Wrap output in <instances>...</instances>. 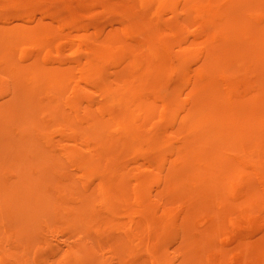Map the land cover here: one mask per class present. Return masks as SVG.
I'll return each mask as SVG.
<instances>
[{
	"label": "bare ground",
	"instance_id": "1",
	"mask_svg": "<svg viewBox=\"0 0 264 264\" xmlns=\"http://www.w3.org/2000/svg\"><path fill=\"white\" fill-rule=\"evenodd\" d=\"M77 1L80 9H86L96 0ZM112 1L140 7L134 45L115 44L119 33L106 32L101 25H94L93 30L85 22L72 25L56 8L0 6V76L13 78L11 82L0 79V264H33L25 245L49 246L52 232L59 231L64 239L57 240L62 252L54 264H79L84 256L95 264H106L107 253L118 259L131 255L130 230L148 237V254L157 257L155 263L142 259L138 264L172 263L167 255L169 240L164 235L173 229L176 220L165 226L142 218L156 210L151 202L154 195L148 188L150 181L134 183L129 171L116 169L98 182L90 171L94 159H110L121 151L129 130L128 117L134 119L137 113L146 116L151 110L152 94H148L139 99L136 111L115 113L136 83L149 84L158 70L152 47L143 36L149 31L166 35L165 23L160 17L152 20L154 14L147 8L152 0ZM177 1L170 0V5ZM213 1L217 3V14L221 11V20L215 24L214 20L207 22L194 16L202 43L190 48L195 55L205 54L203 63L208 71L195 77L187 96H176L165 103L166 110L161 114L167 115L163 128L167 136L161 137L156 152L145 160V170L158 186L155 196L163 202V217L176 213L187 221L188 207L196 204L199 209H207L213 195L225 192V182L237 169V154L255 160L264 158L261 93L224 100L211 75V69L240 65L241 58L236 64L233 61L240 39L248 47L251 65L257 66L252 60L259 58L258 52L264 54V32L243 20L242 15L263 0ZM37 12L56 20V25L36 21ZM143 19L150 21L147 26ZM240 30H245L244 35ZM113 51L122 53L131 63L119 73L116 86H111L106 76L105 58ZM176 51L177 64L185 65L184 56L189 52L180 45ZM53 60L59 63L53 66ZM183 77L186 83L191 80L189 73ZM65 110L73 120L65 127L52 128L61 132L54 140L43 129L50 128L49 117ZM62 127L66 133L60 130ZM204 137L220 146L210 157L199 147L198 140ZM179 140L181 144H175ZM139 189L146 201L142 216L138 220L122 218L127 212L122 205ZM16 230L24 233L25 239L19 257L5 246L14 243L12 234ZM261 241L264 247V236ZM200 242L192 237L184 239L183 254H190L194 248L197 252ZM127 258L118 264H130Z\"/></svg>",
	"mask_w": 264,
	"mask_h": 264
},
{
	"label": "rangeland",
	"instance_id": "2",
	"mask_svg": "<svg viewBox=\"0 0 264 264\" xmlns=\"http://www.w3.org/2000/svg\"><path fill=\"white\" fill-rule=\"evenodd\" d=\"M189 1L178 0L177 3L170 5V0H152L147 5V8L154 14L152 20L155 17H160V21L165 23L163 27L166 32L165 36L158 35L156 31H149L147 35L143 36V40L152 47V53L157 60L155 66L158 70L149 84L136 83L135 87L126 95L125 104L119 105L114 110L115 113L126 112L129 114L134 112L137 110L139 99L152 94L149 99L151 110L146 116L137 113L134 119L128 117L130 124L127 129L129 130H127L126 142L121 151L113 154L109 157L110 159L103 157L93 160L90 171L93 178L98 182L102 178L112 175L116 169H123L130 172L134 183L150 181L148 185L150 192L154 196L157 193V183L151 179L150 173L145 170V160L148 154L156 152L158 149L156 146L161 143V137L166 138L167 136L166 131L163 130L166 126L167 115L162 116L161 112L166 110L164 105L173 97L187 96L186 92L192 90L195 77H202L208 71V65L205 66L203 63L206 59L205 54L195 55L190 51V48L192 50L198 48L199 43H202L196 31L198 24L194 16L207 22L214 20L215 24L221 20L218 16L221 11L217 14L215 1L192 0L190 6ZM77 3H79L77 0H0V6L5 7L11 5L15 8H24L33 5L35 7L56 8L72 25L85 22L91 25L90 30H93L94 25H101V27H105L106 32L116 31L119 33L120 37L115 44L125 47L135 44L139 26L135 20H139L140 7L130 6L126 2L122 4L112 0H96L92 6L80 9ZM242 11L244 13L245 9L243 8ZM38 12L36 21L43 20L45 24L52 22L56 25V20ZM175 16H180V18L178 20L173 19ZM242 17L245 21L249 20V23L259 31L264 32V28H261L264 26V0L258 1ZM149 22L148 19H143L144 26H147ZM244 32L245 30H240L242 35ZM244 44L240 39L239 48L233 52L234 63L236 64L237 60L241 58L240 65H233L226 69L221 67L211 69L215 89L219 91L220 96H224V100L235 101L241 96L251 97L258 92L264 99V54L258 52L259 58L252 60V62L256 61L257 66H252L250 58L247 57L248 47ZM178 45L185 47L189 52L184 56L185 65L183 66L177 64L176 55L179 50H176ZM106 57L107 80L111 86H116L119 73H122L131 63H128L124 59V55L118 51H113ZM159 59L165 60V62L159 63ZM53 61V66L59 63ZM257 69L259 70L258 77L255 75ZM186 73H189L191 77L188 83L183 77ZM0 79H3V82L13 80L12 77H7L4 74L2 77L0 76ZM259 88L261 89L259 90ZM72 120L73 117L67 110L61 114L60 112L59 114L55 113L49 117L50 128L43 129V131L48 137L58 140L61 132L52 128L58 125L59 128L61 125L65 127ZM64 127L60 130L66 133L67 130ZM14 129L16 128L14 127ZM198 142L199 147H202L204 151V155L210 157L219 151L217 149L220 146L215 145L210 137L199 139ZM175 144L180 145L181 141L179 140ZM236 157L239 159L237 169H234V174L225 182V192L219 196L213 195L209 200L210 206L207 209H199L196 204L191 209L188 207L187 221L182 216L174 215L176 213H172L168 217L161 216L160 210L163 202L157 200V196H153L151 201L156 210L154 212L148 211L142 216L146 201L140 189L131 195L129 194L126 204L122 205L127 210L122 218L138 220L142 216V218L148 219L147 221L152 219L156 223L165 224V226L169 225L168 222L176 220L173 229H169L164 235L169 240L167 255L169 261L172 262L171 264H264V247L263 241H261L264 236V158L262 157L263 160L261 158L255 160L252 157L250 159L246 154H237ZM29 169L36 171L35 166H30ZM68 169L69 167H64V170L67 171ZM186 222L190 225L185 233L188 225ZM23 234L16 230L12 234L14 243L5 245L9 247L7 250L13 251L14 256L19 257L20 246L25 243ZM63 234L62 231L52 232L49 246L25 245L26 255L34 262L33 264H54L62 252L57 240L64 239ZM129 234L133 240L131 255L128 258L127 256H120L118 259L114 254L107 253L106 258L109 261L106 259V264H118L126 258L130 264H138L142 259H150L151 262L155 263L157 257L148 254L146 247L145 242L148 237L142 236L141 231L130 230ZM190 237L200 240L202 245L197 252L194 248L190 254L184 255L181 245L184 239ZM78 261L79 264H95V261L86 256L79 258Z\"/></svg>",
	"mask_w": 264,
	"mask_h": 264
}]
</instances>
